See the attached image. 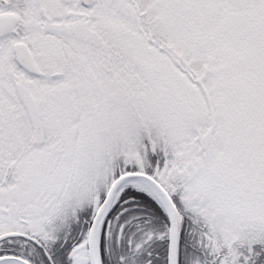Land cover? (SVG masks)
<instances>
[{
  "label": "snow or ice",
  "instance_id": "obj_1",
  "mask_svg": "<svg viewBox=\"0 0 264 264\" xmlns=\"http://www.w3.org/2000/svg\"><path fill=\"white\" fill-rule=\"evenodd\" d=\"M0 264H264V0H0Z\"/></svg>",
  "mask_w": 264,
  "mask_h": 264
}]
</instances>
